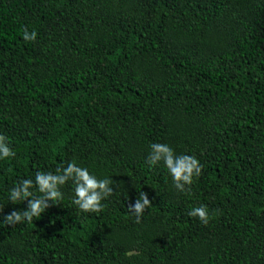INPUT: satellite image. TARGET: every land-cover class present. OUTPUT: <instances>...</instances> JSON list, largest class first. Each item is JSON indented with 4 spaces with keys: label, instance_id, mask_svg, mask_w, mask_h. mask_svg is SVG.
<instances>
[{
    "label": "trees",
    "instance_id": "1",
    "mask_svg": "<svg viewBox=\"0 0 264 264\" xmlns=\"http://www.w3.org/2000/svg\"><path fill=\"white\" fill-rule=\"evenodd\" d=\"M0 133V220L27 206L13 182L70 160L114 190L84 213L67 183L0 223V264H264V0H0ZM154 142L203 166L186 191L147 163Z\"/></svg>",
    "mask_w": 264,
    "mask_h": 264
},
{
    "label": "clouds",
    "instance_id": "2",
    "mask_svg": "<svg viewBox=\"0 0 264 264\" xmlns=\"http://www.w3.org/2000/svg\"><path fill=\"white\" fill-rule=\"evenodd\" d=\"M36 36L35 30L29 32L25 28L22 32V38L26 42L34 41ZM149 147L147 163L149 166L162 163L176 190L186 191V185L190 186L193 180L201 175L203 166L196 156L177 154L174 148L167 143L154 142ZM15 156V149L7 137L0 133V161L9 160ZM67 183L71 184L72 204L84 213L99 214L105 207L103 201L114 192L112 178L99 177L88 167L70 160L66 165H57L54 170H38L34 176L13 182V186L7 191V199L13 204L26 202L27 206L4 214L0 223L5 225L31 223L33 218H39L50 207V202L59 204L64 195L62 189ZM150 206L151 201L147 194L141 191L136 201L128 204L127 208L139 222L145 209ZM2 211L3 207H0V212ZM187 215L197 218L203 224L209 222V211L203 204L190 208ZM127 255L131 256L133 253L128 252Z\"/></svg>",
    "mask_w": 264,
    "mask_h": 264
}]
</instances>
